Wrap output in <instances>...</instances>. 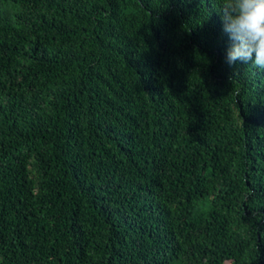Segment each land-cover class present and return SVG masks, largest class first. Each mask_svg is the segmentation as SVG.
<instances>
[{
  "label": "trees",
  "instance_id": "obj_1",
  "mask_svg": "<svg viewBox=\"0 0 264 264\" xmlns=\"http://www.w3.org/2000/svg\"><path fill=\"white\" fill-rule=\"evenodd\" d=\"M221 3L0 0V264H264V71Z\"/></svg>",
  "mask_w": 264,
  "mask_h": 264
},
{
  "label": "clouds",
  "instance_id": "obj_2",
  "mask_svg": "<svg viewBox=\"0 0 264 264\" xmlns=\"http://www.w3.org/2000/svg\"><path fill=\"white\" fill-rule=\"evenodd\" d=\"M219 12L224 31L233 42L227 62L251 61L253 67L264 71V0H222Z\"/></svg>",
  "mask_w": 264,
  "mask_h": 264
},
{
  "label": "rangeland",
  "instance_id": "obj_3",
  "mask_svg": "<svg viewBox=\"0 0 264 264\" xmlns=\"http://www.w3.org/2000/svg\"><path fill=\"white\" fill-rule=\"evenodd\" d=\"M225 264H230V263L226 262Z\"/></svg>",
  "mask_w": 264,
  "mask_h": 264
}]
</instances>
